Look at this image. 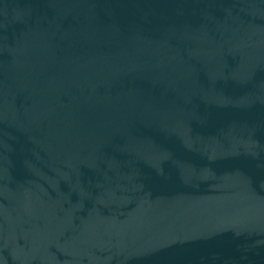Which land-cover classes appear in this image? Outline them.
<instances>
[{"label": "water", "instance_id": "obj_1", "mask_svg": "<svg viewBox=\"0 0 264 264\" xmlns=\"http://www.w3.org/2000/svg\"><path fill=\"white\" fill-rule=\"evenodd\" d=\"M0 264H264V0H0Z\"/></svg>", "mask_w": 264, "mask_h": 264}]
</instances>
